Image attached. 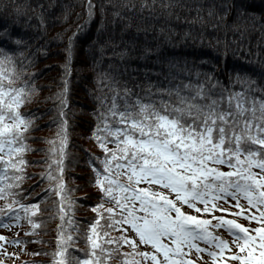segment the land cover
<instances>
[{
	"label": "snow or ice",
	"instance_id": "1",
	"mask_svg": "<svg viewBox=\"0 0 264 264\" xmlns=\"http://www.w3.org/2000/svg\"><path fill=\"white\" fill-rule=\"evenodd\" d=\"M105 3L113 8V25L118 19H125L112 0L101 3L102 19ZM10 6L18 15L22 14L19 5H3L5 9ZM52 6L49 3L48 7ZM177 6L193 13L175 16L186 25L181 38L211 48L219 54L214 60L201 55L199 60L186 58L183 63L173 62L156 47L137 49L134 40L124 41L123 36L117 40L113 35L99 44L101 56H115L122 62L133 55L148 59L149 54H155L159 67L154 64L150 70H145L156 73V81L146 75L142 82L131 77L130 83L129 79H121L119 65L97 76L96 107L92 109L95 124L91 132L105 154L101 161L103 170L92 164L91 159L89 163L95 173V180L90 183L98 189L100 202L90 206L96 219L86 230L87 250L81 249L83 257L72 256L75 264H109L113 253L123 257L120 264H148V261L151 264H199L204 253L211 264L233 261L264 264V55L257 52V60L249 59L248 62L255 65L252 71L229 72L228 84L239 81V90L221 85L217 72L221 58L228 52L238 56L242 50L252 55L245 40L257 30L264 37V12L253 13L244 0H193L191 4L178 5L175 0H168L163 4L168 16ZM120 7L130 9L135 5L126 3ZM145 7L153 9V4L142 0L140 10ZM32 8L43 25L46 11L43 0H35ZM85 8L91 17L93 0H87ZM127 27L124 25L121 33ZM17 35L6 23L0 24V45L8 41H14L18 49L26 45ZM120 44L124 46L119 47ZM109 48L111 52L107 51ZM18 54L22 56L21 64L26 62L32 66L31 58L24 57L22 49ZM16 55L17 52L0 47V200L3 201L0 217L8 221L0 220V226L19 227L24 219L30 225L26 235L37 236L35 229L39 224L33 215L40 211L41 199H46L49 193L58 197L53 203L62 222L65 211H71L70 205L76 203L70 196L75 189L67 188L63 177L68 142L64 108L72 38L69 37L61 65L64 87L55 94L60 103V120L51 139L28 136L49 126L35 121L51 109L39 115L38 109L21 112L22 106L31 103L40 89L34 84L35 75L23 78L26 69L18 68ZM177 79L180 82L173 85L172 81ZM29 139H42L50 147L32 148ZM109 144L113 146L110 148ZM27 151H46L48 160L45 161L46 171L33 174L39 177L38 182L25 190L20 185L31 178L25 172L29 164L24 157ZM53 164L57 175H53ZM44 179L55 183L42 189L44 195L34 202L21 203L19 192L14 189L31 195ZM105 203L109 206L105 207ZM185 206L191 211H185ZM217 212L229 215H217ZM239 218L249 223H241ZM102 219L103 224L99 223ZM57 227L52 264H71L67 249L75 240L64 233L63 223ZM217 229L227 232L231 240L221 236ZM113 231H118L119 235L110 236ZM28 242L0 234V249L4 243ZM123 245H128L131 252H123ZM4 255L18 254L5 249Z\"/></svg>",
	"mask_w": 264,
	"mask_h": 264
},
{
	"label": "trees",
	"instance_id": "2",
	"mask_svg": "<svg viewBox=\"0 0 264 264\" xmlns=\"http://www.w3.org/2000/svg\"><path fill=\"white\" fill-rule=\"evenodd\" d=\"M34 2L35 0H0V24L6 23L8 29L18 34V39L27 42L19 49L14 41H8L0 47H4L9 52H17L15 59L18 68L26 69L23 72L24 79H28L29 74L36 76L34 84L40 91L31 103L22 106L21 112L28 113L38 109L37 115H39L40 112L51 109L46 111L41 119L35 121L38 125L49 126L42 127L36 132H30L28 136L51 139L57 132L60 120L58 115L60 103L55 94L64 87L61 65L64 63L65 47L69 43V37L72 38L71 71L67 76V106L64 108L65 118L68 121V142L63 177L66 187L75 189L70 192V196L76 203L70 205L71 211H65V219L62 222L57 215V207L53 203L58 200V197L54 193H49L46 199H41L40 211L34 213L33 219L37 220L39 224L35 229L37 237L44 242L36 243L33 240L30 244H13L20 253L12 260V264L29 261L36 262V264H52L56 249L57 226L63 223L66 235L70 234L73 238H79V233L85 234V228L88 229V226L95 221V218L91 217L94 212L90 206L100 202L98 199L100 194L94 183H90L95 180L92 164L103 170L101 161L105 155L96 144L91 132L95 124L92 109L96 107L94 96L98 74L115 69L119 65L118 72L121 74V79H129L130 83L131 77H134L137 82H142L146 75L150 80H157L156 73L145 71L146 69L150 70L154 64L159 67L155 54H149L148 59H141L138 55H133L122 62L115 56H101L100 42L113 35L117 40L123 36L124 41L134 40L137 49L142 46L156 47L158 51L166 53L173 62L180 61L181 63L186 58L189 61H195L199 60L201 55H206L208 60H214L219 55L199 42L181 38V33L186 25L181 20L175 19V16L177 13L181 17L193 13L177 6L172 8V15L168 16V10L163 8V4L168 0H155V2L147 0L148 4H153V9L145 7L143 10H140L142 0H112V3L119 8L121 15L125 17L123 20L118 19L115 25L111 22L113 19L111 4H104L105 13L102 19L100 5L103 0H93L94 8L91 17L88 16L85 8L87 0H43L46 9L43 25L40 24L33 11ZM175 2L177 5L179 3L191 4L193 0H175ZM244 2L255 14L259 15L264 12V0H244ZM12 3L20 6L22 14L18 15L11 6L7 9L3 7L4 4L11 5ZM49 3L53 5L51 8L48 7ZM126 3L134 4L135 8L120 7ZM35 11H40V9ZM124 25H128V27L121 33L120 29ZM245 45L252 54L251 56L241 50L238 56L228 52L221 58L217 67L221 85L239 90L241 87L239 81L232 85L228 84L229 72L237 69L252 71L255 65L249 63V59L257 60V52L264 55V37H261L258 30L247 36ZM123 46V44L119 45V47ZM20 49L23 50L24 57L31 58V67L26 62L21 64L22 56L18 54ZM107 51L111 52V48ZM183 78L190 79L191 77ZM179 82V79L172 81L173 85ZM45 97L49 99L45 100ZM28 143L32 148L47 149L50 147L42 139H29ZM108 146L111 148L113 145L109 144ZM24 157L29 161L25 172L31 178L25 179L20 187L27 190L38 182L39 177L33 174L46 171L45 161L48 160V153L46 151H27L24 153ZM90 159L92 164L89 163ZM32 161H40V163L33 164ZM55 168L56 165L53 164V175H57ZM49 183H55V181L44 179L39 187L34 188L31 195H27L26 191L14 190L19 192L21 203L29 204L34 202L38 196L44 195L42 189H45ZM2 204L3 201L0 200V205ZM185 211L191 210L185 206ZM0 220L8 222L4 217H0ZM252 224L254 226L255 222L253 221ZM0 227L9 232L6 236L8 239L25 240L26 230L30 225L26 220L21 219L19 227L15 225L10 228ZM216 231L219 232L218 229ZM14 232L17 233L13 234ZM22 249L26 251H22ZM77 249L86 251L87 247L79 241H75L69 246L67 251L70 254L71 264H75L72 256L83 257L81 251ZM31 252L38 254L29 255L28 253Z\"/></svg>",
	"mask_w": 264,
	"mask_h": 264
},
{
	"label": "rangeland",
	"instance_id": "3",
	"mask_svg": "<svg viewBox=\"0 0 264 264\" xmlns=\"http://www.w3.org/2000/svg\"><path fill=\"white\" fill-rule=\"evenodd\" d=\"M242 203H243V201H242ZM108 206H109L108 204H105V207H108ZM224 206L228 207V205H224ZM233 211H235V209H233ZM218 213H220V212H218ZM221 214L229 215L228 213H221ZM104 215H106V214H104ZM91 217L96 219V213H94V215L91 216ZM101 222L104 223V220L102 219L99 223H101ZM239 222L244 223L241 220H239ZM85 230H87V229L85 228ZM16 231H19V230H16ZM220 232L222 233L221 236H223L225 239L231 240L232 237L227 232H225L223 229H221ZM15 233H17V232H14L13 234H15ZM0 234L4 235L6 237V235H8L9 232L6 231V230H0ZM128 234L131 235V233H128ZM79 235H80V237L79 238H74V240L75 241H79V242H83L86 245V243H85V240H86L85 234H82L80 232ZM118 235H119L118 231H113V232L110 233V236H112V237H116ZM37 239H40V238L37 237V236H33V235H26V239L25 240L29 241L28 244H30L33 240H37ZM105 246L106 247H112L111 245H105ZM86 247H87V245H86ZM139 247L141 249L144 248L143 245H140ZM72 248L74 249L73 246H72ZM122 248H123V252H125V253L131 252V249L129 248L128 245H123ZM5 249L7 250L8 253H17V254H19L20 251L16 250V248L14 246H12V245H5V243H4V247L2 249H0V260L3 261V264H8V263L12 264L13 263L12 260H14V258H16L17 255H4V250ZM18 249H20V248H18ZM77 250L81 251V249H77ZM81 253L84 255V251H81ZM75 255H77V252H75ZM202 256H203V260L199 261V264H211V260L207 256L206 253L202 254ZM192 258L195 259V254L194 253H193ZM122 259H123V257L120 256L118 253H113V254H111V258H110L109 264H120V261H122ZM137 259H139V257H137ZM148 264H151V261H148ZM231 264H238V262L233 261V262H231Z\"/></svg>",
	"mask_w": 264,
	"mask_h": 264
}]
</instances>
